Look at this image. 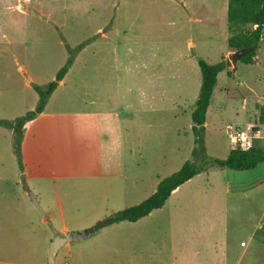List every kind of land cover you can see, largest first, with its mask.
Listing matches in <instances>:
<instances>
[{
  "label": "rangeland",
  "instance_id": "obj_1",
  "mask_svg": "<svg viewBox=\"0 0 264 264\" xmlns=\"http://www.w3.org/2000/svg\"><path fill=\"white\" fill-rule=\"evenodd\" d=\"M226 9L227 0H0V121L35 111V88L55 82L73 58L27 122L20 160L0 125V264H46L53 230L85 231L140 204L187 161L205 169L224 160L234 128L264 150V133L255 139L264 125V29L254 64L237 61L232 71ZM221 58L231 75L217 76L200 152L191 121L197 63ZM208 222L222 225L208 230ZM98 232L68 242L73 260L264 264V162L243 172L205 169L137 225ZM143 234L145 244L113 245ZM198 234L212 241H192ZM260 237L252 253L248 241Z\"/></svg>",
  "mask_w": 264,
  "mask_h": 264
},
{
  "label": "trees",
  "instance_id": "obj_2",
  "mask_svg": "<svg viewBox=\"0 0 264 264\" xmlns=\"http://www.w3.org/2000/svg\"><path fill=\"white\" fill-rule=\"evenodd\" d=\"M226 21L228 23L230 36L227 39V47L235 52H241L238 62L244 65H252L255 62L258 43L262 39L264 29V0H227ZM80 45L78 48H82ZM73 58L68 59L66 65L57 73L55 82L48 84L45 88H35L39 95L38 105L35 111L28 112L21 118L13 121H0V125L11 131L12 145L15 155L20 160V146L23 136V128L27 122L40 114L48 97L54 92L57 83L60 82L71 66ZM198 68L201 84L192 113V131L196 138L195 143L202 152L203 132L206 122V113L217 85L218 74L228 71V63L222 58L216 64H208L198 60ZM232 71H235L232 69ZM196 150L193 151L195 156ZM264 162V150L256 147L232 148L224 160H211L205 163V169L232 170L237 172L254 170L260 163ZM203 167L196 166L192 162H185L179 171L161 180L155 192L140 204L117 211L102 221L95 230L89 231V237L103 227L119 224L122 222L135 223L150 215L155 210L161 209L173 191L196 175L204 171Z\"/></svg>",
  "mask_w": 264,
  "mask_h": 264
},
{
  "label": "crops",
  "instance_id": "obj_3",
  "mask_svg": "<svg viewBox=\"0 0 264 264\" xmlns=\"http://www.w3.org/2000/svg\"><path fill=\"white\" fill-rule=\"evenodd\" d=\"M222 59V58H221ZM228 71H230V68H228ZM224 72H226L227 73V71H224ZM223 73V72H222ZM212 98V97H211ZM211 100V99H210ZM210 105V104H209ZM208 110V109H207ZM262 110V109H261ZM27 124V123H26ZM26 126V125H25ZM25 126H24V128H25ZM24 128H23V130H24ZM263 128V129H262ZM264 133V125H262L261 126V128L257 131V136H255V139H260L261 137H262V134ZM23 137V136H22ZM233 147L231 146V148L230 149H232ZM230 151V150H229ZM229 153V152H228ZM46 217L44 218V220H47V219H49V218H51L52 217V213H50V212H46ZM140 221H141V219L140 220H138L137 222H135V223H128V222H122V223H119V224H114V225H111V226H107V227H103V228H101L100 230H99V232H101V231H105L106 229H108V228H110V229H112V227L113 226H116V227H118L119 225H131V226H135V225H137L138 223H140ZM222 224L221 223H216V222H212V223H207V229L208 230H210V229H214L215 227H219V226H221ZM121 227H123V226H120L119 228H121ZM69 231V228H68V226H66L65 224H63L62 226H61V228H60V231H58L57 233L58 234H60L61 235V232L62 233H64V235H65V233L66 232H68ZM98 232V233H99ZM97 233V234H98ZM203 236V235H202ZM94 237V236H93ZM119 237H121V238H119ZM119 237H117V238H119L118 240H116L117 241V243L116 244H113L114 246H116L117 244H119V245H124V244H126V246L128 245V244H133L135 241H137L138 242V244H145V243H147L146 241H149V239H147V236H145L144 234L142 235V236H139L137 239H132L131 237L130 238H125L126 236H119ZM128 237V236H127ZM202 240H207V241H212V240H210V238H208V237H206V238H202L199 234L196 236V237H194L193 239H192V241H197V242H200V241H202ZM262 241H263V238L262 237H260L258 240H253L252 238L251 239H249V247H250V245H253L254 247H253V250H252V253H256L257 254V250H260L258 247H260L261 245H262ZM52 241L50 240L49 241V243H51ZM144 242V243H143ZM65 246H67V254H66V256L64 257V258H62V261H57V256H56V260H55V264H89V261H90V259H89V257H90V255H88L87 253L86 254H80V258H78V260L77 259H75L74 258V260H73V257H72V254H71V246H70V244H66ZM113 246V247H114ZM256 246H258V247H256ZM112 247V248H113ZM244 252L246 253V251H247V249H246V246L244 245ZM62 249V248H61ZM61 249L58 251V253H57V255L59 254V252L61 251ZM125 249H127V248H125ZM119 251V248H113V249H110V251ZM259 252V251H258ZM201 253V251L200 250H198L197 252H196V254H200ZM95 256H97V255H95ZM170 264H183V262H182V260H179V261H177L176 259L175 260H173ZM196 264H198V262H196Z\"/></svg>",
  "mask_w": 264,
  "mask_h": 264
},
{
  "label": "water",
  "instance_id": "obj_4",
  "mask_svg": "<svg viewBox=\"0 0 264 264\" xmlns=\"http://www.w3.org/2000/svg\"><path fill=\"white\" fill-rule=\"evenodd\" d=\"M240 56H241V52H239V53L236 52L234 54V56H233L234 58L231 61L232 65L234 67L236 66V63L239 60ZM27 194H28L29 198L31 199V201L33 202L35 208L40 212L42 217L45 218L46 215L43 213L42 209L40 208V206H39L36 198L32 194V192L27 190ZM101 224H102V221L98 222L93 227H91L85 231H81V232H66L64 237H62L60 234H58L57 231L53 230L54 238L46 250V256H47L46 264H55L57 253L61 248H63L68 242H71L73 240L79 241L81 239L89 237V231L95 230L96 227L101 225Z\"/></svg>",
  "mask_w": 264,
  "mask_h": 264
},
{
  "label": "built area",
  "instance_id": "obj_5",
  "mask_svg": "<svg viewBox=\"0 0 264 264\" xmlns=\"http://www.w3.org/2000/svg\"><path fill=\"white\" fill-rule=\"evenodd\" d=\"M229 137L232 139L233 148H248L251 147L249 137L246 132L239 128L231 130Z\"/></svg>",
  "mask_w": 264,
  "mask_h": 264
}]
</instances>
